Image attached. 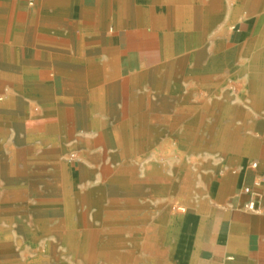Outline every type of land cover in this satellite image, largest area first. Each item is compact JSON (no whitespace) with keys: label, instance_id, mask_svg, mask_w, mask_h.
Instances as JSON below:
<instances>
[{"label":"crops","instance_id":"1","mask_svg":"<svg viewBox=\"0 0 264 264\" xmlns=\"http://www.w3.org/2000/svg\"><path fill=\"white\" fill-rule=\"evenodd\" d=\"M13 129L8 181L24 178L12 148L22 162L85 148V203L107 210L90 240L102 261L140 260L148 243L144 264H264V205L248 212L237 193L264 174V0H0V130Z\"/></svg>","mask_w":264,"mask_h":264},{"label":"rangeland","instance_id":"2","mask_svg":"<svg viewBox=\"0 0 264 264\" xmlns=\"http://www.w3.org/2000/svg\"><path fill=\"white\" fill-rule=\"evenodd\" d=\"M15 134L16 131L14 129L12 132L0 130L1 139H5L10 135L15 136ZM12 150L14 155H17L13 157L12 163L13 169L16 170L14 174L25 178L20 184L22 189L20 187V189L16 188L14 190H18L19 192L23 190L26 194L24 200L21 196H7L6 191L10 189L8 186L13 185V183L3 177L4 173L1 168L4 167L5 164L0 163V201H5L6 203L3 204L2 207L6 205L9 209L6 211L8 216L0 218V238L4 240L8 239L7 243H0V264H9L10 259L12 262V257L20 256L21 252L18 251V247H16L19 243L23 245L27 251L24 253L26 254L24 259H31L34 253L32 252L33 249L31 250V248H28V244L35 238L39 240L38 246H40L45 260H54L53 258H56L57 261L54 260V264H110L107 259L102 261L100 258H97V249L100 244L90 242L96 235L106 233L107 227L100 226L101 221L98 219L103 217L104 214L106 215L107 210L106 207L100 203V199H98L99 202L94 201L96 208L91 207L90 201L88 204L85 203L84 187L86 186V182L90 181V178L86 176L88 171L86 165L88 164L84 162L85 157L83 153L85 152V148L77 147L70 151L69 148L65 147H36L35 154L39 152L40 157L39 159L34 157L29 158V162L20 161L22 157L18 156L25 148L15 147L12 148ZM64 164H69L72 171L77 176V187L78 191L81 193L78 195L79 200L77 201V207H75L74 196L72 197L69 188L65 189L62 185L61 179L64 172ZM252 164L249 165L250 169L256 170L251 168ZM38 165L42 167V172L35 171ZM118 165L119 164L115 162H94L93 168L100 173L105 170L115 171ZM145 165L147 166V164L130 163L129 169L133 173L140 169V166L142 167ZM90 166L91 164L89 163V169L91 168ZM175 171H177L176 168H173V174ZM256 174L257 176H261L260 180L262 181L264 174H259L258 171ZM99 181L101 183L107 182L106 179H103V182L102 179H99ZM121 183L124 182L121 180L120 184ZM248 187L253 188V184ZM261 189H264V180L262 181ZM241 192L242 191L237 193L239 194ZM120 197H122V195H120ZM109 198L111 199V195ZM7 208L5 210H7ZM125 208L129 207L125 206ZM125 208H122L120 212H123ZM179 208L180 206L173 207L171 212L173 220H175L179 214H183ZM184 209L186 210L185 212L188 211L187 208ZM111 210L112 211H109V213L118 211L116 207ZM128 212L129 210L125 212V215L130 214ZM157 213V220L161 222L164 217V212L158 211ZM66 214H71L72 226H66ZM149 223L148 220H142L139 225L140 230L136 233L147 234L149 232ZM127 224L126 222L123 228L126 229V232H129L131 230H129ZM26 231L29 232V235ZM68 240L79 242L83 245V250L72 253L69 252ZM145 246H148V244H142L140 254L142 258L140 260L139 258L137 259V254L126 249L125 255L127 258L125 257L123 262H125V264H139L140 262V264H144V257L148 255Z\"/></svg>","mask_w":264,"mask_h":264},{"label":"bare ground","instance_id":"3","mask_svg":"<svg viewBox=\"0 0 264 264\" xmlns=\"http://www.w3.org/2000/svg\"><path fill=\"white\" fill-rule=\"evenodd\" d=\"M63 171L64 172L62 174V179H61L62 185L65 189H68L69 186L74 183L75 175H74V172L72 171L69 164L63 165ZM11 180H12L13 185H11V188L8 191H6L7 196H16V197L21 196V197H23V200H24V198H25L24 196L26 193H24L22 190H20L21 192H19L18 190H14L16 188L20 189V187H22L20 184H21L22 180H24V178L14 177ZM188 199H189V194H188V196L185 194H179L178 197L174 200L175 206L176 207L180 206L179 209L185 213L186 210L184 208H186V206L189 204ZM14 200H16V199H14ZM23 200H19V201H23ZM5 203L6 202L3 200L0 201V205H1V207H0V218L8 216L6 211H8L9 209L6 207V205H5V207H2V205ZM6 208H7V210H5ZM70 216H71V214L65 215L66 226H68V225L72 226L73 225ZM177 221H178V219H177ZM26 233L29 235V232L26 231ZM150 233L151 232H148L147 234H150ZM152 233H153V231H152ZM5 240L7 241L8 239H5ZM38 241H39L38 238H35V239H32L31 242L28 244V248H31V250L33 249L32 252L34 253V256L29 260L24 259V257L26 256V254H24V253L27 252L26 248L23 245H21L20 243L17 244L16 247H18V251H20L21 254L19 257L18 256L12 257V262L10 259L9 264H54V260H56V258H53L54 260H51V259L45 260V257L43 255L42 251L40 250V246H38ZM68 242H69V245H68V251L69 252L72 253V252L83 250V245L80 244L79 242H77V241L73 242L72 240H68ZM0 243H5L4 239L0 238ZM145 247H147V246H145ZM157 264H164V257L163 258L160 257L158 259Z\"/></svg>","mask_w":264,"mask_h":264},{"label":"built area","instance_id":"4","mask_svg":"<svg viewBox=\"0 0 264 264\" xmlns=\"http://www.w3.org/2000/svg\"><path fill=\"white\" fill-rule=\"evenodd\" d=\"M30 4H32V2H30ZM251 168L256 169L257 164L253 163L251 165ZM262 179L264 180V177ZM262 181L260 180V178L255 179L253 181V188L248 187L247 185H244L241 190L242 191L241 194L249 197L248 202L244 206V208L248 212H258L260 209V206L264 205L263 203L264 189H261Z\"/></svg>","mask_w":264,"mask_h":264}]
</instances>
